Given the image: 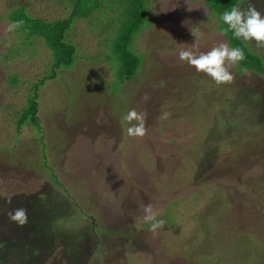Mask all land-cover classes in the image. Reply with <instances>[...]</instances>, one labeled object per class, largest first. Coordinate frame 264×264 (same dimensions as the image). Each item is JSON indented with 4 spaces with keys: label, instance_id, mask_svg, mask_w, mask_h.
<instances>
[{
    "label": "rangeland",
    "instance_id": "374dc122",
    "mask_svg": "<svg viewBox=\"0 0 264 264\" xmlns=\"http://www.w3.org/2000/svg\"><path fill=\"white\" fill-rule=\"evenodd\" d=\"M210 2L145 0L144 13L133 0H89L52 38L74 53L55 67L35 30L7 32L8 12L25 5L46 22L69 2L0 0V264H264V49L225 35ZM250 2L264 14V0L235 5ZM124 32L139 62L120 87ZM221 42L246 49L254 74L237 66L217 86L179 60ZM27 98L37 126L17 125ZM131 109L147 113L144 139L127 135ZM148 203L166 221L158 235ZM20 207L23 228L8 219Z\"/></svg>",
    "mask_w": 264,
    "mask_h": 264
},
{
    "label": "clouds",
    "instance_id": "9594fccd",
    "mask_svg": "<svg viewBox=\"0 0 264 264\" xmlns=\"http://www.w3.org/2000/svg\"><path fill=\"white\" fill-rule=\"evenodd\" d=\"M220 20L226 26L222 29L225 35L230 32L233 39L243 41L246 46L255 42L257 49H264V14L258 11L251 2L246 9L241 8L238 4L233 5L220 15ZM23 24V20L12 21L7 32H14ZM192 34L195 36L194 33ZM179 60L194 68L197 73L209 77L217 86H222L234 83L235 77L231 69L240 66L246 60V56L242 47L229 46L228 43L221 42L212 47L211 50L198 54L190 48L181 49ZM241 71L247 72V68L242 67ZM170 115L169 112H162L158 118L167 120ZM123 120L129 125L127 127L129 137L144 139L148 135L146 112H137L135 109H131L123 117ZM9 203H11L10 200ZM144 213V223L149 226V231L153 235H158L159 230L164 228L166 221L159 218L161 214L154 209L151 203L144 206ZM8 219L18 227H25L29 223L27 209L20 207L9 211Z\"/></svg>",
    "mask_w": 264,
    "mask_h": 264
},
{
    "label": "trees",
    "instance_id": "16d2710c",
    "mask_svg": "<svg viewBox=\"0 0 264 264\" xmlns=\"http://www.w3.org/2000/svg\"><path fill=\"white\" fill-rule=\"evenodd\" d=\"M64 1L66 2V0H63V2ZM67 1L69 3L70 2L73 3V4L67 3L68 6L72 9V10L70 9V13L67 14L64 18H57V19H54L51 21H46V22L43 21L42 19H39V18H36L35 16L30 15L27 12L25 5L14 6L8 12V14H11V12H12V18H11L12 21H16V20H23L24 21L23 26L20 28L21 31L35 30V32L33 34H35L36 36H39L42 40L45 39L47 42L49 41L48 42L49 47L48 46H46V47L48 48V50H49V48L51 50L53 49L54 51L56 50L55 53H57V54H55V62H53V65L55 67L56 66L59 67L60 65L66 67V65H69L72 62V59H73L72 54H74V53H72L71 49H70V51H67V48L68 47L71 48L72 45H70L68 43H64V44L56 46L55 44H53L52 38H54L55 36L58 38L60 36L59 39H56V40L57 41L61 40V34L63 35V32L66 30L65 28H67L69 20L72 17H75L76 19L80 20L82 18H85L83 16V13L85 14L87 12H91V8L89 10L84 9V4L89 0H67ZM133 1L135 3V6L141 5V9L144 11V13H146L145 12V0H133ZM237 1H240V0H211L210 3H214L215 8H218L219 12L222 10L224 12L226 10H229L233 5H235L237 3ZM85 8H89V6L87 5ZM82 9H83V11H82ZM113 17H115V16H113ZM118 18L119 17H117V21L120 24L119 26H121V24L125 23L124 17L119 18V19ZM112 19L115 20L114 18H112ZM141 19L142 18L136 20V21H138L137 22V28H138L139 21ZM135 27H136V25H135ZM113 29H109V30L112 31ZM114 31H115V29H114ZM33 34L31 32V35H33ZM122 38H123L122 41L118 42L117 45H114V46H117L120 48L118 59H117V66L115 68L116 70L114 69V74H116V75H114V77L116 76L117 80L120 81L119 82L120 87H121L122 80H125V79L129 80V79H132L133 77L136 76V67H137V64L139 62V58L137 57L138 55L136 54V52H133V51H131V49H129V46H128V44L130 42L129 32H124L122 35ZM230 43L235 44V43H240V41H233V42L231 41ZM8 50L12 51V49H8ZM52 51H51V54L54 55V51H53V53H52ZM66 51H67V53L65 54L64 52H66ZM244 51L246 52V49H244ZM53 55H52V59H53ZM245 56H246V60H245L246 63L242 62V64L240 66H241V68L246 67L248 71L251 70L250 72H252L254 74V72H255L254 67L252 68L251 66H247L248 59L251 56L247 52H246ZM108 59L111 62L110 55H109ZM241 68H239L240 71H241ZM51 71L55 72V70H51ZM241 72H243V71H241ZM255 73L259 76H262V77L264 76V74L262 75V73H260V72L259 73L255 72ZM50 78H52V77L49 76L48 79H50ZM17 81H18V79H16V77H15V79H12L10 81V83L15 85L14 83H17ZM41 82H43V81H41ZM23 110H25V112H24L23 116L20 118V120H19L20 122L17 123V125L20 126L26 122H29V123L33 124L34 126H37V124H36L37 120H36V114H35V112H36L35 103L32 99H28L26 106L23 107ZM19 126H17V127L19 128ZM42 168L45 169V165H42ZM55 181H54V183H56ZM240 215H241L240 220H242V222L240 221L239 223L243 224L246 222V227L248 228L249 227L248 223L250 222L248 215H246V213H241ZM247 231H249V228ZM247 234L248 233H246L244 236L246 237Z\"/></svg>",
    "mask_w": 264,
    "mask_h": 264
}]
</instances>
